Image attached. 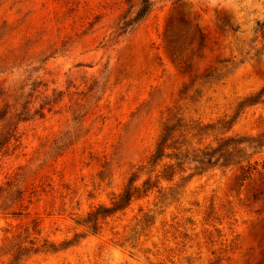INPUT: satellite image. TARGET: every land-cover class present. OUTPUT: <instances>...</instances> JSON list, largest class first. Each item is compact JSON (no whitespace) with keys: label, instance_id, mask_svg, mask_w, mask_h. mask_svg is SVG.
<instances>
[{"label":"rangeland","instance_id":"374dc122","mask_svg":"<svg viewBox=\"0 0 264 264\" xmlns=\"http://www.w3.org/2000/svg\"><path fill=\"white\" fill-rule=\"evenodd\" d=\"M139 1L0 0V186L27 189L20 214L0 210V264H264V147L244 181L229 167L161 179L179 185L162 206L154 187L97 233L75 222L111 206L169 110L219 121L204 144L264 132V0H151L132 22ZM23 72L37 113L10 123L1 93ZM144 213L154 222L141 230Z\"/></svg>","mask_w":264,"mask_h":264},{"label":"trees","instance_id":"16d2710c","mask_svg":"<svg viewBox=\"0 0 264 264\" xmlns=\"http://www.w3.org/2000/svg\"><path fill=\"white\" fill-rule=\"evenodd\" d=\"M151 5V0H140L137 10L130 21L137 22L144 19L151 11ZM8 59L7 56L0 60V62L8 63V61H5ZM10 73L13 75L12 72ZM35 79L30 82L29 86H33L36 83ZM25 80H28V78L24 76V72L13 76L11 82L8 83V86L1 93L5 94L8 98L6 108L9 110L5 112V115L8 114L7 122L11 123L13 118L20 116L23 117L21 120H25L29 118L31 112L33 114L37 113V110L34 109L31 102L24 101L30 95V93L24 92L26 85H28L23 83ZM30 90H33V88L30 87ZM261 94L262 91L251 95L245 98L240 104L256 103ZM217 123L220 122L203 124L201 121L186 118L178 111L169 110L152 151L147 156L145 162L130 173L121 192L113 197L111 206L99 204L93 210L87 212L85 216L77 218L75 220L76 224L82 226L86 233H97L101 228V221L116 211L125 209L132 199L147 196L154 187L157 188L156 191L159 193L156 196L157 203L154 205L160 204L162 206L165 201V190L171 191L173 188L179 187V185L175 184L164 188L160 185L159 180L161 179L164 181H172L174 177H179L180 180H190L194 175L217 167L235 168L238 171L235 178L238 180L244 181L249 178L251 170L255 168L251 165L250 159L257 150L264 147V132L255 137L228 136L220 138L218 141L216 139L204 144L201 136L207 134L206 131L208 130L213 131L216 129ZM60 147L58 146V148ZM156 167L160 168L156 170ZM154 171H156L154 175L155 179L151 180V173ZM142 175H145L146 178L140 183H137ZM21 183H23V180ZM11 185V182H7L5 188L2 189V186H0V192L4 193L3 195L0 194V210L2 212L9 210L4 213L20 214V208L23 206V195L27 192V189L26 187H20L12 191ZM34 192L35 190L29 191L30 194H34ZM255 192L256 198V194L260 195L264 193V186L258 192ZM15 206H17L18 211ZM153 222V215H148V213H144L138 220L139 225H141V230L150 226ZM36 226L32 222L24 226L21 231V234H26V238H30L28 241L31 245L29 249L38 241L37 236L40 232L36 229ZM32 234L35 236L31 237ZM17 236H19L17 237L19 239L20 235ZM46 244L44 242L40 247H44ZM26 248L18 246L13 253L12 259L17 260V256ZM47 248L54 251L57 250L52 243L47 245ZM37 250L38 247L34 249V252Z\"/></svg>","mask_w":264,"mask_h":264}]
</instances>
